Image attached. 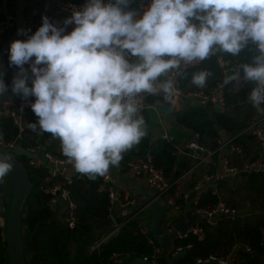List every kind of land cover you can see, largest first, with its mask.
Listing matches in <instances>:
<instances>
[{
    "label": "clouds",
    "instance_id": "clouds-1",
    "mask_svg": "<svg viewBox=\"0 0 264 264\" xmlns=\"http://www.w3.org/2000/svg\"><path fill=\"white\" fill-rule=\"evenodd\" d=\"M129 3L87 0L63 27L43 16L33 34L18 30L27 38L8 50L9 66L19 69L13 95L35 97L30 107L38 119L29 127L58 139L75 171L90 180L118 167L147 135L142 94L163 93L172 102L178 89L170 74L218 52L238 56L255 45L252 62L226 76L224 84L253 83L247 99L264 114V0H151L142 13L125 10ZM68 25L75 27L66 33ZM210 75L196 72L191 83L204 88ZM162 76L168 78L160 82ZM2 77L0 96L9 90ZM12 160L0 152V181Z\"/></svg>",
    "mask_w": 264,
    "mask_h": 264
},
{
    "label": "trees",
    "instance_id": "trees-1",
    "mask_svg": "<svg viewBox=\"0 0 264 264\" xmlns=\"http://www.w3.org/2000/svg\"><path fill=\"white\" fill-rule=\"evenodd\" d=\"M29 29L28 26L24 27ZM28 35L33 34L32 29ZM26 37L25 35H22ZM221 55L227 64L224 67L218 65L216 56ZM253 51V44H249L238 56L225 53H217L209 59L190 67L179 73L175 79V87L183 92L194 90H207L217 82H223L226 76L231 75L237 66L251 63L257 55ZM201 70L211 72L204 88H198L191 83L192 75ZM224 70V71H223ZM3 80L6 85L12 82L15 76L14 69H7ZM255 85L244 81H233L223 85L224 107L220 112L209 113L212 109L211 103L205 105L190 104L184 97H179L177 107L173 108V121L186 130L197 135L198 140L208 149L213 150L217 146L218 130L238 131L246 125V122L254 114L253 108L247 103V97ZM167 103L163 99V93L159 95L145 96V102L151 105L154 102ZM264 107V105H262ZM141 115L147 125V135L142 138L138 145L123 154L120 161V172L128 170L127 163L149 155L151 163L155 168L161 170L162 175L172 181L178 178L185 170L187 163L176 160L177 142L175 139L157 138L150 141V129L148 127L147 109H142ZM32 110H27L21 130L12 123L9 117L0 116V135L3 142L12 141L24 149H34L39 146L43 151L50 152L60 158H66L61 151L60 141L50 134H38L29 127V123L37 121ZM246 144L253 143L252 137L242 133L235 139V143H241L246 149ZM184 151L185 149H181ZM215 157V155L213 156ZM26 169L30 191L27 195L21 216V238L25 245L31 238L33 244L30 249L25 250L27 264H110V255L118 253L123 258L146 257L152 259L154 256L153 240L148 244L146 238L137 232L139 219L132 216L119 214V209L114 208L112 215L115 223H122L115 236L101 244L99 249L88 255L86 247L98 239L110 228L96 233L91 226L98 221L108 217V201L106 194V182L102 177L90 180L87 176L76 175L65 185L68 189L69 198L75 205L76 221L72 228L68 229L60 220L53 218V211L48 204V195L43 193L44 179L48 176L43 166H32L24 156H16ZM205 165V164H204ZM203 165V166H204ZM203 166L198 168H203ZM208 173H214V166L206 165ZM195 176V175H194ZM193 176V177H194ZM228 180V181H227ZM60 181V178L59 180ZM3 190V189H2ZM217 193L210 190L202 192L199 196V206L215 203L219 198L227 196V202L233 204V196L243 194L252 202V207H259V213L243 219H221L214 226H208L203 221L197 220L196 226L201 229L202 235L199 239L195 234L187 233L184 237L173 241L174 247H181V254L174 257V264H195L198 257L210 254H224L232 241L245 242L250 252H241L236 264H264V245L260 243L261 233L264 231V173L249 172L238 173L232 180L225 178L216 185ZM222 196V197H221ZM180 204L182 200H177ZM184 204H182L183 207ZM123 210V209H120ZM180 216L178 219H180ZM126 220V221H124ZM150 235V234H149ZM151 236V235H150ZM0 264H7L5 254V242L0 227ZM153 264H166L164 256H155Z\"/></svg>",
    "mask_w": 264,
    "mask_h": 264
},
{
    "label": "built area",
    "instance_id": "built-area-1",
    "mask_svg": "<svg viewBox=\"0 0 264 264\" xmlns=\"http://www.w3.org/2000/svg\"><path fill=\"white\" fill-rule=\"evenodd\" d=\"M1 2L3 0H0ZM54 6L57 8L58 12L64 15L59 25L57 27H63V21L71 16L73 10H80L87 2V0H52ZM108 3L109 0H104ZM151 0H130L128 5V10L136 11L142 13L150 5ZM0 13L2 18L0 20V42L8 35L9 31L14 26L13 17L0 8ZM50 22L54 23V19L47 16ZM55 24V23H54ZM42 25V18L38 17L36 12H32L26 21V26L32 29L33 33ZM74 25H68L66 33L73 30ZM27 37L22 35L18 36L15 40H25ZM14 40V41H15ZM10 48V46H9ZM9 48L7 49L4 59L6 62V67L4 71L7 74V69H14L15 73L19 71L16 67L9 66ZM253 51L257 53L256 47L253 44ZM220 65L224 66L227 63L222 61L220 55L217 56ZM136 60L134 57L130 58V62ZM195 65H190L187 68L182 66V71L193 67ZM28 65L25 68L28 69ZM3 71V72H4ZM224 71V70H223ZM30 73V69H29ZM179 73L170 74L175 77ZM168 77H160V82H163ZM10 82L8 86L7 94H13L11 91ZM223 82L215 83L211 88L207 90H194L189 92H182L178 89L177 94L174 96L172 102L163 103L169 105L173 108L176 105L177 99L179 97H184L189 101L190 104L205 105L206 103H211L217 105L220 109L224 106L223 101ZM147 94H142V104L143 109L152 108L145 102V96ZM35 101V97H29L27 100L22 99L17 96L16 99L12 98H0V116L9 117L12 123L21 130L23 127V121L27 110H32L30 104ZM158 102V101H157ZM162 103V102H160ZM247 103L251 106L252 104L247 100ZM242 133L249 134L256 146L254 153L251 155H246L245 151L238 145L234 144V140ZM160 138H165L164 134L160 135ZM14 142H3L0 139V148L11 147ZM184 152L193 161V167L197 165L205 164L209 159L212 158L220 150L225 149V154L221 157L222 172L218 173H208L203 172L197 178L192 181L191 190L186 193L176 187L177 180H168L162 175L160 169L155 168L151 163V158L149 155H145L143 158H139L135 161H129L127 163L128 170L132 172L134 177L138 178L142 182V186L154 193V198L158 200L159 204L163 206L164 211L160 220V228L165 232H170L175 229L178 218L182 214V204L188 199L190 203V209L197 215L196 221L201 220L208 226H214L217 221L221 219H243L254 214L259 213L258 204L256 208L252 207V202L249 198L241 201H234L233 204L228 203L227 200L219 198L215 203L205 206H199V196L202 192L210 190L211 193H217L216 185L217 181L222 177H234L238 173H249V172H263L264 173V114L255 111V115L247 123V125L240 131L234 133L224 141H217V146L210 150L205 147L199 140L196 134H194L189 141L184 144ZM32 152H37L38 156L35 159H28V163L32 166H43L47 170L48 176L44 179L45 186L42 187L43 193L48 195V204L53 212H56V218L60 220L68 229L72 228L76 221L75 216V205L69 198L68 189L65 185L69 184L70 179L76 175V171L71 163L68 162L67 158H60L52 155L50 152L43 151L39 146L34 149H28ZM119 166L117 167V169ZM120 170V168H119ZM60 178V181H58ZM104 182H106V194H107V211L108 217L113 221V226L102 234L98 239L90 243L86 249V254L90 255L97 251L101 244L105 243L108 239L115 236L119 230V227L123 223H115L114 217L112 215V210L116 207L118 209H124L130 204L134 203V195L130 190H125L122 192L118 191V181L110 174V171L102 177ZM5 178L0 181V227L2 228L4 215L6 210V205L8 202V196L2 193V186ZM179 201H183L181 204ZM145 210L142 207L137 209L131 216L127 217L126 220L130 219L132 216H137L139 219L137 232L146 238L148 244H152L153 237L149 235L145 223L148 222V214H142L141 211ZM124 220V221H126ZM191 234H195L199 239L201 238V229L195 225L189 229ZM260 243L264 245V231L261 233ZM181 247L173 245L167 250V256L169 258H174L179 252H181ZM250 248L245 242L234 240L230 243L228 250L224 253L210 254L205 257H198L195 259V264H236L241 252H250ZM154 256L152 259H146V257H141L142 260L154 262L155 256L161 254L160 248L156 245L153 246ZM123 256L118 253H112L110 255V264H117L123 260Z\"/></svg>",
    "mask_w": 264,
    "mask_h": 264
},
{
    "label": "water",
    "instance_id": "water-1",
    "mask_svg": "<svg viewBox=\"0 0 264 264\" xmlns=\"http://www.w3.org/2000/svg\"><path fill=\"white\" fill-rule=\"evenodd\" d=\"M5 1L6 0H3L2 2L0 1V8L4 5ZM8 3L9 5H7L9 7L7 5L6 7L13 17L14 26L9 31L8 35L0 42V73H3V69L6 67L4 56L7 49L10 44L18 36H20V34H18V30L24 29L25 27L27 11L35 9L34 5H30V0H8ZM1 18L2 15L0 13V20ZM54 23L55 25H58L60 21L54 20ZM0 98L16 99L17 96L5 93L3 96H0ZM153 107L165 116H171L173 113V108L160 102H155ZM214 107L216 109L219 108L217 105H214ZM209 118H212V112L209 113ZM0 152L8 153L13 157V168L9 172L11 178L10 195L6 205L2 225V237L5 242L7 264H27L25 250L32 247L33 239L31 238L25 245L23 244L21 238V216L23 203L30 191V183L27 178L25 167L16 159V156H24L27 159H35L38 156V153L21 148L17 143H14L11 147L0 148ZM134 191L136 196L143 198L139 202V206L148 211L150 214L148 222L145 223L148 233L153 237L156 245L160 248L166 264H174V260L167 256V250L171 248L175 239L184 237L189 232V229L195 225L197 215L190 209V203L187 199L182 209L183 218L176 223L173 231L165 232L160 228V220L164 208L159 204L158 200L154 198V193L145 188H140L137 185L135 186ZM0 208L2 209L1 206ZM53 218H56V212H53ZM112 226V219L110 217H106L101 221L95 222L91 226V229L93 232L98 233L103 229L111 228ZM180 254L181 252H179L177 256ZM121 264L153 263L142 260L139 257H132L124 260Z\"/></svg>",
    "mask_w": 264,
    "mask_h": 264
},
{
    "label": "crops",
    "instance_id": "crops-1",
    "mask_svg": "<svg viewBox=\"0 0 264 264\" xmlns=\"http://www.w3.org/2000/svg\"><path fill=\"white\" fill-rule=\"evenodd\" d=\"M113 2H114V0H113ZM7 4L9 5L8 0L5 1L4 5L2 7L6 13L10 14L7 7H6ZM30 5H34L35 9H31V10L27 11V14H26L27 18L26 19L29 18V16L32 14L33 11L36 12L38 17H41V18L43 16H50L54 20H59L60 22H61L62 18H64V15H62L61 12L57 11V8L54 6L52 0H30ZM125 10H128V8ZM26 21H25V27H26ZM194 22H196V21H194ZM196 23H198V22H196ZM217 56H216V59H217ZM220 57L222 59L221 55H220ZM222 61H223V59H222ZM131 62L134 63V62H136V60L131 61ZM217 62H218V59H217ZM218 65L220 67L225 66V65L224 66L220 65L219 62H218ZM238 67H240V66H237L236 69ZM3 71H4V69H3ZM4 75H6L5 71H4ZM29 75H31V73H29ZM28 84H29V86H31V80L28 81ZM185 92H189V91H185ZM177 103H178V100L176 102V105L173 108L177 107ZM214 105L215 104H212L211 112H216V111L220 112V111H222V109L224 107L223 106L221 109L220 108L216 109L214 107ZM146 109H147L148 127L150 129V141L153 142L155 139L160 138V135H162V134H164L166 136V139H169V138L175 139V141L177 142L176 160H177V162L179 160H182L183 162L187 163V166H186L185 170L183 171V173L178 178L175 179V180H177V185H176L177 188H179L180 190H183V192L188 193L191 190L190 187H191L192 181L195 178H197L201 173L206 171V168H204V167L206 165H209V163L214 166V173L220 174L222 172L221 157H222V155L225 154V151H224L225 149H222L218 153H216L215 157L212 156V158L209 159L205 163V165L203 164L204 166L203 165H197V166L193 167L192 159L188 155H186V153L184 151H182L181 149H183L184 144L191 139V137L194 135V133L186 130L181 125L175 123L173 121L172 117L165 116L163 113L157 111L156 109L155 110H153L152 108H146ZM251 118L246 122V125L251 120ZM243 128H241V129H243ZM240 130H238V131H240ZM238 131H236V130L235 131L234 130L233 131H224V130L220 129L217 131L219 134L217 141L219 140L220 142H222ZM238 137H236V138H238ZM241 140L243 141L246 149L243 147V145L241 143H235V140H234V144H238L243 149V151H245L246 155L253 154L254 150L256 149V146H255L253 139H252L253 143H251V144L250 143L246 144L244 142V139H241ZM201 166H203V168H198ZM109 171H110V174L112 176H114L118 181V191L119 192H122L125 190H130V192H132V193L134 192L133 194H135L134 190H135L136 185L139 186L140 188H144L142 186V182L139 181L138 178L134 177V175L132 174V172L130 170H127L125 172H120L119 168L117 169V167H110ZM225 178L229 179V181H230V180H232L233 177H225L224 176L220 180L217 181V184ZM219 194L222 195L221 192H219ZM142 199L143 198H140L139 196L134 195V203L128 205L123 210L119 209V214L124 215V216L125 215L131 216L137 209L140 208L139 202ZM149 216H150V214H149ZM180 216H182V217L180 219H178L177 222L183 218V212ZM124 260L125 259H123V261ZM123 261H121L120 263H117V264H121Z\"/></svg>",
    "mask_w": 264,
    "mask_h": 264
},
{
    "label": "rangeland",
    "instance_id": "rangeland-1",
    "mask_svg": "<svg viewBox=\"0 0 264 264\" xmlns=\"http://www.w3.org/2000/svg\"><path fill=\"white\" fill-rule=\"evenodd\" d=\"M252 108L254 110V114L251 117H253L255 115V111H256V109L254 107H252ZM4 178H5V181H4L3 186H2V189H3L2 190V193L9 197V195H10V188H11V178H10L9 173ZM222 195H223V199L224 200H227L228 199L227 196L224 193ZM246 198L247 197L245 195H243V194L234 195L233 196V202L234 201H241V200H244ZM141 213L142 214H148V212H146L145 210H142Z\"/></svg>",
    "mask_w": 264,
    "mask_h": 264
}]
</instances>
